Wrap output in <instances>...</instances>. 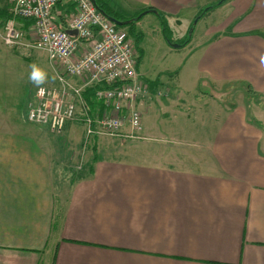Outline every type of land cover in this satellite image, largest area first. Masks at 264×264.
<instances>
[{
	"label": "crops",
	"instance_id": "crops-1",
	"mask_svg": "<svg viewBox=\"0 0 264 264\" xmlns=\"http://www.w3.org/2000/svg\"><path fill=\"white\" fill-rule=\"evenodd\" d=\"M121 5L130 14L154 9L175 28L181 14L199 11L205 2L121 0ZM222 7L223 22L206 31L210 39L202 48L200 73L209 82H247L264 98V0H226ZM73 14L69 1L54 9L62 27ZM10 18V0H0V25ZM16 21L27 34L33 31L31 19ZM161 27L153 28L163 33ZM85 80L71 77L77 86ZM146 82L149 96L126 107L138 103L146 110L150 96L165 86ZM90 88L83 93L88 114H115ZM121 106L119 113L126 115ZM249 115L239 112L235 122L241 127L247 121L249 128L235 145L228 141L216 170L96 158L91 173L63 185L54 178L42 139L0 136V264H264V105Z\"/></svg>",
	"mask_w": 264,
	"mask_h": 264
},
{
	"label": "rangeland",
	"instance_id": "rangeland-1",
	"mask_svg": "<svg viewBox=\"0 0 264 264\" xmlns=\"http://www.w3.org/2000/svg\"><path fill=\"white\" fill-rule=\"evenodd\" d=\"M112 1L117 10L128 17L143 12L130 14L121 8L124 6L121 0ZM219 1L203 0L205 5L201 10L191 11L186 16L181 14L178 17L180 22L173 21L171 26L175 28L169 26L165 35L159 28H153L159 24L162 26L157 13L150 12L136 25L125 26L124 29L133 31L130 34L135 40L136 51L139 52L138 46L140 48V70L145 74L141 80L147 81L149 86L152 82L165 86L150 96L146 110L139 108L138 103L133 105L142 113L141 130H132L126 122L122 130L113 134L88 133L86 118L96 116L88 114L86 105L74 92H70V99L76 103V115L63 130L55 131L47 125L31 122L28 110L36 100L37 88L40 85L58 88L63 68L47 51L29 45L31 34H27L21 45H6L3 26L0 25V136L42 139L45 151L51 155L54 178L62 185L91 173L96 158L177 167L194 165L199 169L216 170L220 166L221 155L228 148V141L235 145L249 128L247 121L242 120L241 127L235 122L239 112H248L249 117H253L264 105V98L250 91L247 82H209L200 73L198 64L203 55L202 48H206L205 42L210 39L206 35L207 28L217 22L222 23L226 14L221 8L224 2L207 11L205 9ZM202 10L205 11L203 14ZM148 22L153 24L148 26ZM137 23L146 24L139 27ZM139 32L143 34L141 38ZM186 36H191L190 42L179 48L168 42L176 40L175 43H180ZM32 66H37L45 74L40 85L30 79ZM69 81L72 83L71 77ZM163 98L169 107L163 106ZM155 104L158 106L156 114L151 108ZM123 105L129 113L131 106L126 107V102Z\"/></svg>",
	"mask_w": 264,
	"mask_h": 264
},
{
	"label": "built area",
	"instance_id": "built-area-1",
	"mask_svg": "<svg viewBox=\"0 0 264 264\" xmlns=\"http://www.w3.org/2000/svg\"><path fill=\"white\" fill-rule=\"evenodd\" d=\"M69 1L74 15L68 27L59 25L54 16L58 3ZM12 18L5 21L3 41L17 46L24 42L27 32L18 25L16 18L31 19L33 31L30 46L47 51L63 68L58 88L40 85L36 100L28 110V119L52 130H63L76 115V103L70 99L74 92L86 104L83 92L86 86L97 87L96 96L116 113L100 117L88 116V133L113 134L127 124L132 130L142 129V113L131 105L129 113L118 110L122 104L133 103L147 94V86L137 69L136 46L129 32L118 27L93 0H10ZM68 29L77 30L71 34ZM86 46L82 49L81 44ZM85 76L84 84L77 86L69 77Z\"/></svg>",
	"mask_w": 264,
	"mask_h": 264
},
{
	"label": "trees",
	"instance_id": "trees-1",
	"mask_svg": "<svg viewBox=\"0 0 264 264\" xmlns=\"http://www.w3.org/2000/svg\"><path fill=\"white\" fill-rule=\"evenodd\" d=\"M223 2H225V0L223 1ZM95 3H96V6L98 7V9L99 10H101L107 17H110V16H112V17H115V18H117L118 20H120V21H123V22H126L125 24H123V25H118V27H125L126 25H133V24H135L136 22H138L139 20H141L142 18H143V16H141V17H139L138 18V16H139V14H137V15H135V17H128V16H126L124 13H121V11H119V10H117V9H115L109 2H108V0H95ZM217 5H220L219 4V2H217V3H215L214 5H212L211 6V8H213V7H215V6H217ZM205 11H207V10H205ZM204 10H202V14L205 12ZM156 13H157V15L160 17V19H161V23H162V29H163V32H164V35L166 34V30L169 28V24H168V21H167V19H165L164 18V16H163V14L162 13H160V12H157V11H155ZM21 19H24V18H21ZM136 25V24H135ZM133 28V27H132ZM132 34L133 33V31H131V32H129V34ZM130 34V35H131ZM138 35V34H137ZM142 33L141 32H139V38H141L142 37ZM167 38H168V36H166ZM139 38H137V43H139ZM190 40H191V36H186V37H184L183 38V40H181V41H179L181 44H182V46L183 45H185V44H188L189 42H190ZM139 52H140V48H139ZM249 86V89H250V91H253V92H255L253 89H251L250 88V85H248ZM92 88V87H91ZM90 88V89H91ZM97 89V87H93V89ZM96 91V90H95ZM84 93V92H83ZM85 94V93H84ZM96 94V93H95ZM256 94H258V93H256L255 92V95ZM88 97H92V96H88ZM93 98V97H92ZM84 100L86 101V99H85V97H84ZM86 104H87V102H86ZM88 105V104H87ZM255 124H257V125H259L258 124V122H255ZM91 170H92V168H91Z\"/></svg>",
	"mask_w": 264,
	"mask_h": 264
},
{
	"label": "water",
	"instance_id": "water-1",
	"mask_svg": "<svg viewBox=\"0 0 264 264\" xmlns=\"http://www.w3.org/2000/svg\"><path fill=\"white\" fill-rule=\"evenodd\" d=\"M93 1L95 2V0H93ZM223 1H224V0H220V1H219V4H222ZM209 9H211V6H208L205 10H209ZM150 11H154V12H155L154 9H148V10H145V11H143V12H141V13L139 14L138 18L141 17V16H144L146 13H148V12H150ZM108 18H109L112 22H114L116 25H123V24L126 23V22L120 21V20H118L117 18L112 17V16H110V17H108ZM68 32L71 33V34H76V33H77V30H75V29H68ZM168 42H169V44H170L171 46L176 47V48H179V47L182 46L181 43H175V42H172V41H170V40H168Z\"/></svg>",
	"mask_w": 264,
	"mask_h": 264
},
{
	"label": "clouds",
	"instance_id": "clouds-1",
	"mask_svg": "<svg viewBox=\"0 0 264 264\" xmlns=\"http://www.w3.org/2000/svg\"><path fill=\"white\" fill-rule=\"evenodd\" d=\"M30 79L37 85L44 82L45 74L37 66H32V71L30 73Z\"/></svg>",
	"mask_w": 264,
	"mask_h": 264
},
{
	"label": "flooded vegetation",
	"instance_id": "flooded-vegetation-1",
	"mask_svg": "<svg viewBox=\"0 0 264 264\" xmlns=\"http://www.w3.org/2000/svg\"><path fill=\"white\" fill-rule=\"evenodd\" d=\"M226 1V0H225Z\"/></svg>",
	"mask_w": 264,
	"mask_h": 264
}]
</instances>
